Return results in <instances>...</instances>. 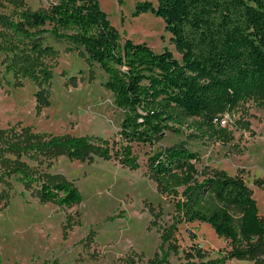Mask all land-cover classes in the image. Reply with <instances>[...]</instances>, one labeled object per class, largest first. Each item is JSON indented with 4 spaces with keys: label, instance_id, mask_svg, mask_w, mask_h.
Instances as JSON below:
<instances>
[{
    "label": "trees",
    "instance_id": "trees-1",
    "mask_svg": "<svg viewBox=\"0 0 264 264\" xmlns=\"http://www.w3.org/2000/svg\"><path fill=\"white\" fill-rule=\"evenodd\" d=\"M141 13L163 18L180 59L168 48L156 52L146 42H122L98 0H51L48 7L36 9L26 0H0L3 65L17 81L28 78L41 87L35 93L39 102L43 87L54 78L53 62L59 56L54 42H63L90 70L98 65L106 73L104 86L124 112L114 141L89 135L0 134L1 156L26 154L27 161L15 166L41 200L64 207L82 201L74 182L32 164L41 157L114 156L138 169L134 144H153L166 131L185 129L191 140L228 144L235 141L234 132L215 119L249 101L264 108V0H139L133 15ZM238 124L251 131L249 120L240 118ZM201 158L183 140L152 154L147 169L176 200L181 222L206 223L231 244L224 258L255 256L264 249V213L253 191L241 171L230 175L210 166L198 168ZM263 181L256 183L264 188Z\"/></svg>",
    "mask_w": 264,
    "mask_h": 264
},
{
    "label": "rangeland",
    "instance_id": "rangeland-1",
    "mask_svg": "<svg viewBox=\"0 0 264 264\" xmlns=\"http://www.w3.org/2000/svg\"><path fill=\"white\" fill-rule=\"evenodd\" d=\"M98 1L121 32L122 42L127 38L146 42L156 52L168 48L181 58L163 18L152 13L133 15L139 0H122V5L119 0ZM26 2L36 9L48 7L51 0ZM54 44L59 56L53 62L52 82L43 87L42 102L35 96L41 87L28 78L17 81L0 56V134L119 139L124 112L104 86L106 73L98 65L90 70L66 43ZM222 116L235 141L191 140L186 129L166 131L153 144H134L138 169L114 156L62 155L32 161L39 170L61 174L77 185L82 201L73 207L43 201L32 193L15 166L27 161L23 151L0 154V194H4L0 196V264H150L165 260V255L167 261L159 264H264V249L245 259L224 258L231 244L206 223L181 222L176 200L147 169L152 154L187 140L191 149L201 153L198 168L210 166L230 175L241 171L263 212L264 188L256 180L264 179V108L249 101L228 108ZM240 118L251 122V131L239 128Z\"/></svg>",
    "mask_w": 264,
    "mask_h": 264
},
{
    "label": "built area",
    "instance_id": "built-area-1",
    "mask_svg": "<svg viewBox=\"0 0 264 264\" xmlns=\"http://www.w3.org/2000/svg\"><path fill=\"white\" fill-rule=\"evenodd\" d=\"M222 117H223V116H222ZM222 117H221V119L216 118V119H215V122H216V123H220V124L223 125V126H226V125H225V120H223Z\"/></svg>",
    "mask_w": 264,
    "mask_h": 264
},
{
    "label": "crops",
    "instance_id": "crops-1",
    "mask_svg": "<svg viewBox=\"0 0 264 264\" xmlns=\"http://www.w3.org/2000/svg\"><path fill=\"white\" fill-rule=\"evenodd\" d=\"M261 213H264V211L262 212V211H260Z\"/></svg>",
    "mask_w": 264,
    "mask_h": 264
}]
</instances>
